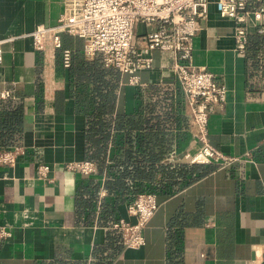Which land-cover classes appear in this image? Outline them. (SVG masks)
Segmentation results:
<instances>
[{
  "label": "crops",
  "instance_id": "crops-1",
  "mask_svg": "<svg viewBox=\"0 0 264 264\" xmlns=\"http://www.w3.org/2000/svg\"><path fill=\"white\" fill-rule=\"evenodd\" d=\"M216 1L199 20L192 64L227 85L226 102L210 117L209 139L242 159L227 167L183 159L197 147V126L172 71L175 53L156 48L153 67L138 72L140 84L120 71L114 113L131 124L112 132L107 157L95 161L93 174L82 175L67 167L91 159L86 115L63 50L55 67L60 87L48 105L43 54L30 36L38 25L57 21L64 0H0V36L9 39L0 99L23 104L25 147L15 163H0V227L10 232L0 239V264H264V34L251 32L247 49L238 50L236 23L220 14ZM63 41L84 52L82 38L65 33ZM145 44L139 37L132 55ZM7 90L12 97H3ZM152 155L161 167L153 180L113 169L117 163L147 166ZM43 163L51 166L48 179L38 173ZM145 191L156 193L159 207L144 229L145 245L126 248L113 224L135 220L128 205Z\"/></svg>",
  "mask_w": 264,
  "mask_h": 264
},
{
  "label": "built area",
  "instance_id": "built-area-1",
  "mask_svg": "<svg viewBox=\"0 0 264 264\" xmlns=\"http://www.w3.org/2000/svg\"><path fill=\"white\" fill-rule=\"evenodd\" d=\"M209 3L210 0H64V12L55 23L40 24L30 33L34 48L43 54L45 101L49 105L60 87L55 67L65 33L84 40L87 58L101 55L106 67L131 74L130 83L135 85L140 84L138 72L153 67L154 49L172 51L175 53L172 71L187 97L197 126V147L184 153L183 159L190 164L217 163L222 167L241 160V156L225 154L209 139L210 117L226 102L227 85L219 83L212 71L192 64L194 37L201 28L199 20L208 15ZM216 4L222 16L236 23L234 37L238 50L247 49L251 32L264 34V0H217ZM141 26L147 30L140 33ZM139 37L146 44L133 56ZM8 40L0 36V65L4 62V43ZM62 62L70 67V49L63 50ZM2 95L13 96L9 90ZM261 145L264 147V139ZM24 152L22 145L0 151V163H15ZM67 167L76 173L91 175L96 171V162L71 161ZM50 170L51 166L43 163L38 173L48 179ZM158 207L156 193L140 192L127 209L135 220L122 217L113 224L121 231L126 248L145 245L144 229ZM9 235L8 230L0 227V239Z\"/></svg>",
  "mask_w": 264,
  "mask_h": 264
},
{
  "label": "trees",
  "instance_id": "trees-1",
  "mask_svg": "<svg viewBox=\"0 0 264 264\" xmlns=\"http://www.w3.org/2000/svg\"><path fill=\"white\" fill-rule=\"evenodd\" d=\"M73 47L75 46L70 42L63 41V47L58 51V55L59 52L62 54L61 50L64 49L72 51V63L68 68L78 109L86 115V157L100 164L107 157L112 132L131 124L129 117L115 116L114 113L121 73L117 68L106 67L99 55L89 59L83 50L77 49L74 52ZM0 102L4 103L1 110L4 117L0 119V151H3L21 143L24 106L22 103H13L4 99H0ZM150 158L152 159L147 166L136 164L130 167L117 163L113 169L119 174L148 177L153 180L156 169L161 167H156L157 158L154 155ZM184 167L190 168L188 165L182 166L183 169ZM42 264H72V262L57 260Z\"/></svg>",
  "mask_w": 264,
  "mask_h": 264
}]
</instances>
